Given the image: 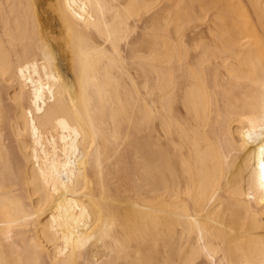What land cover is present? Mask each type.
Segmentation results:
<instances>
[{
  "label": "bare ground",
  "instance_id": "bare-ground-1",
  "mask_svg": "<svg viewBox=\"0 0 264 264\" xmlns=\"http://www.w3.org/2000/svg\"><path fill=\"white\" fill-rule=\"evenodd\" d=\"M262 165L264 0H0V264H264Z\"/></svg>",
  "mask_w": 264,
  "mask_h": 264
},
{
  "label": "rangeland",
  "instance_id": "rangeland-1",
  "mask_svg": "<svg viewBox=\"0 0 264 264\" xmlns=\"http://www.w3.org/2000/svg\"><path fill=\"white\" fill-rule=\"evenodd\" d=\"M207 27H206V25L205 26H202L198 31L199 32H203V34L205 33V35L207 34V32H206V29Z\"/></svg>",
  "mask_w": 264,
  "mask_h": 264
},
{
  "label": "snow or ice",
  "instance_id": "snow-or-ice-1",
  "mask_svg": "<svg viewBox=\"0 0 264 264\" xmlns=\"http://www.w3.org/2000/svg\"><path fill=\"white\" fill-rule=\"evenodd\" d=\"M262 167H264V165H262Z\"/></svg>",
  "mask_w": 264,
  "mask_h": 264
}]
</instances>
